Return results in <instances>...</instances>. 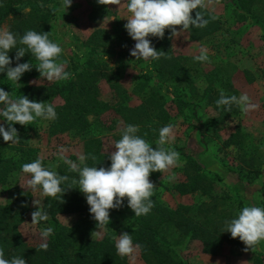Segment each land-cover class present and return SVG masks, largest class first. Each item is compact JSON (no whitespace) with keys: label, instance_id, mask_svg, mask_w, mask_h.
Returning <instances> with one entry per match:
<instances>
[{"label":"trees","instance_id":"obj_1","mask_svg":"<svg viewBox=\"0 0 264 264\" xmlns=\"http://www.w3.org/2000/svg\"><path fill=\"white\" fill-rule=\"evenodd\" d=\"M214 1L230 2L239 20L248 21L258 27L264 39V0ZM63 8V0H0V28L18 35H23L28 30L50 32L49 39L53 41L50 25L58 18ZM198 11L208 20L207 25L203 28L190 27L184 32L189 40L205 43L221 30V22L206 9ZM192 16L195 18V10ZM177 30H181L179 26ZM170 33L171 31L166 29L163 39L148 37L158 51L163 50L170 58L147 60L141 78L133 90V95L138 100L135 105H131L130 94L120 84V70L131 65L124 58V53L118 57L111 54L108 46H105L108 37H104L102 42L98 35H92L83 43L78 40L70 41L72 54L68 58L65 71L71 73L72 77L68 80H56L48 85H26L16 91L7 86L6 71L0 72V89L12 94L13 98L26 95L29 100L50 101L57 113L54 120L37 118L30 125H12L19 133L18 144L5 143L0 139V185H9L8 178L14 171L22 169L23 164L36 160L30 141L39 133L55 135L68 130L76 136H83L84 154L88 157L85 165L110 167V159H100L101 133L96 129L91 132L96 123L101 124L100 117L109 111L121 120L123 129L128 125H138L140 131L137 135L153 147L157 146L159 130L170 124L173 109L177 114L188 113V118L198 124L196 128L199 130L201 141L205 140L209 131L218 132L217 123H226L238 111L235 104L231 106L230 111L227 106L217 107L220 90L223 89L226 96H236L237 92L230 85L229 76L224 77L225 72L221 68L213 67L201 74L192 64V59L175 56L167 49L165 39ZM126 42L125 40L124 47H128ZM62 54L58 61L64 60ZM8 55L12 60L11 67H15L17 63L38 64L31 53H26L19 61L16 60V49L10 50ZM104 56H107V61ZM262 79L264 80V72ZM201 80L205 82V87L198 91L197 83ZM101 81H104L112 92L111 102L101 97ZM198 98H206L208 105L213 108L214 116L200 118L197 110ZM58 99L60 102L55 104ZM2 107L3 105H0V108ZM35 128L37 129L33 131ZM235 128L238 129L225 143L234 145L239 150L238 165L229 169L235 174L233 195L226 192L215 193L216 183H221L224 179L217 172L205 170L193 149L187 146L164 145L165 148H171L180 154L181 163L177 171L182 179L174 183L171 190L181 196L196 193L199 200L191 205L177 204L175 207H169L154 192L151 198L154 207L151 211L147 215L135 216L128 207L127 198L124 199L123 206L118 209H125L130 218L125 232L132 235L134 244L140 245L139 251L144 264H185L181 258L178 259L179 255L175 252L189 240L200 241L205 252L215 254L225 242L233 239L231 234L226 232V222L237 218L244 207L239 188L246 190L262 179L257 191L264 196L261 150L254 145L246 149L243 133L239 127ZM121 134L122 131L115 142L121 138ZM92 156L96 159H91ZM55 171L70 178H78V173L71 172L68 165L62 164ZM161 175L162 173L150 175V180L157 187L162 184ZM63 187L67 190L62 197L63 203L46 196L43 200L49 225L54 229L53 234L48 237L46 251L28 245L19 232L18 227L27 208L22 196L17 197L14 204L0 208V249L4 251V258L10 260L13 257H22L26 264H127L126 257L118 255L116 251L117 231L108 232L101 240L87 238V233L97 222L90 214L89 205L83 200L78 185H71L72 189L69 190L68 184ZM62 218H74L72 225L62 224Z\"/></svg>","mask_w":264,"mask_h":264},{"label":"rangeland","instance_id":"obj_2","mask_svg":"<svg viewBox=\"0 0 264 264\" xmlns=\"http://www.w3.org/2000/svg\"><path fill=\"white\" fill-rule=\"evenodd\" d=\"M100 2L99 0H72L71 7L67 9L64 7L58 18L51 23L53 42L58 43L63 49L64 60L58 62L65 65L68 63V58L72 54L70 52V41L78 40L83 43L92 35H98L102 42L104 37H108L105 46H108L107 48L110 49L111 54L118 57L121 53H124V58L131 65L120 70V84L130 94L131 105H135L138 100L133 95V90L141 78V72L146 67L147 60L136 59L130 55V51L134 48L136 42L131 39L124 27L131 15L127 10V0H121L120 4H114L112 0H100ZM204 9L220 20L221 30L205 43L189 40L184 31L178 37L169 39L170 33L165 39L166 48L175 56L179 55L192 59V64L199 69L201 74L213 67L221 68L225 72L224 77L229 76L230 85L237 92L236 96L247 94L250 101L258 107L245 113L237 106L238 111L236 114L231 116L226 123L218 122L217 128L219 131H209L204 141H201L199 137V130L196 128L198 124L193 123L188 118V113L177 114L173 109L171 110L169 125L173 127L174 135L165 146H187L189 149H193V153L205 170L212 173L217 172L223 177V182L216 183L215 193L226 192L233 195L235 174L231 173L229 169L238 165L239 150L234 145L230 146L225 143L238 129L235 126L239 127V130L243 133L246 149L252 148L253 145L260 148L263 155L261 169L264 177V80L262 79L264 72V39L258 27L248 21L239 20L230 2L211 0V3H207ZM125 40L128 47H124ZM202 48L207 50L208 61L200 62L194 59L200 54ZM55 81L41 78L36 65H33L32 70L24 73L18 82L7 80V86L18 91L26 85H48ZM197 84L198 91L205 87V82L202 80ZM100 91L102 99L112 101V92L104 81L100 82ZM59 102L58 99L55 104ZM197 103V110L201 119L211 115L214 116L213 108L208 105L206 98H198ZM99 121L101 124L96 123L91 132L96 129L97 132L101 133L100 159L107 160L109 159V153L114 150L116 137H119L120 132L123 130V124L112 111L106 112L100 117ZM0 126H3L5 130L9 126L2 116H0ZM36 129H33V131ZM37 133H39V130H37ZM0 139H3L2 135H0ZM84 139L85 137L76 136L72 131L63 130L55 135L39 133L37 136L36 134L32 137L30 145L35 151L36 159L40 158L44 167L55 171L60 165H67L59 154L61 146L67 149L63 154L65 158L80 164L78 157L85 156ZM180 163L178 161L177 166L162 172L160 177L162 184L155 189L158 198L169 207H175L177 204L191 205L199 200V195L196 193L181 196L171 190L172 185L182 179L177 171ZM85 164L86 161L80 166ZM28 179H30V174L23 173L22 169H18L8 178L9 185H0V208L14 204L19 196L23 197L27 208L18 229L28 245L38 248L41 243H47L48 240V238L46 241L41 239V229L50 225L49 219L39 224H31V213L37 210L33 201L40 200L43 203L45 196L39 188L36 191L31 190L27 186ZM261 181L262 179L256 181L253 186L248 187L246 190H243L242 187L239 188L244 206L264 207V196L257 191ZM80 193L83 200L86 201L85 195L81 191ZM109 211L110 223L104 228L96 225L87 233V238L101 240L108 232L117 231L116 244L118 236L126 231L130 218L123 208ZM73 220L74 218H62L61 222L66 226H70ZM94 231H98L100 234L92 235ZM244 249L245 245L239 238H236L225 242L215 254H210L203 250L200 241L189 240L184 246L179 247L175 253L179 255L178 259L181 258L185 264H241L245 261L247 264H264V241H261L254 249H249L247 252ZM125 257L127 264H144L139 249L132 255Z\"/></svg>","mask_w":264,"mask_h":264},{"label":"clouds","instance_id":"obj_3","mask_svg":"<svg viewBox=\"0 0 264 264\" xmlns=\"http://www.w3.org/2000/svg\"><path fill=\"white\" fill-rule=\"evenodd\" d=\"M71 2L72 0H63V6L67 9L71 7ZM112 3L120 4L121 0H112ZM207 3H211V0H207ZM207 3L206 0H127V10L131 15L124 27L131 39L136 42L130 55L143 60L170 58L163 50L158 51L148 37L163 39L165 30L169 29L171 31L169 39H172L190 27H205L208 20L198 9H204ZM194 10L195 18L192 16ZM177 26L181 31H177ZM49 36L50 32L28 30L23 35H18L0 28V72L6 71L7 80L18 82L22 75L31 71L33 67L31 62L17 63L15 67H11L12 60L8 53L12 49H16L17 61L26 53H31L38 61L36 69L41 78L52 81L68 80L72 77L71 73L65 71L66 65L58 62L63 52L62 47L50 40ZM104 58L107 61V56ZM194 59L200 62L208 61L207 50L202 48L200 54ZM216 104L217 107L227 106L228 111L235 104L245 113L258 107L250 101L247 94H241L239 97L226 96L223 89L220 90V98ZM0 105H3L0 108V116L9 125L7 130L0 126V135L3 136L5 143L20 142L17 129L12 127L14 124L24 126L30 125L37 118L44 120L57 118L55 108L50 101L37 102L29 100L26 95L13 98L12 94L3 89H0ZM139 131L138 125H128L122 130L121 138L115 142L114 150L108 155L111 161V166L108 168L87 165L80 167V164H84L88 157L79 156L80 164H77L64 157L63 154L67 149L61 146L59 149L61 159L69 165L71 172L78 173V178H70L44 167L40 158L31 163H25L22 165V172L30 174L27 186L33 191L39 188L44 196L63 203L62 197L67 191L63 185L68 184V190L72 189L71 185H78V189L86 197L90 214L100 228L110 223L109 210L123 206L125 198L135 216L147 215L154 207V201L151 198L157 187L150 180V175L162 173L177 166L180 154L171 148L164 147L174 135L171 125H166L159 130L156 147L137 135ZM91 159L96 158L92 156ZM33 204L37 210L31 213V224L47 221L48 212L42 201L34 200ZM53 231L51 226L42 228L41 239L46 241ZM226 232H229L233 239L239 238L245 245V252L254 249L256 245L264 241V207L244 206L237 218L226 222ZM99 234L98 231L92 233V235ZM115 247L118 255L130 256L140 248V245L134 244L132 235L124 232L118 236ZM40 248L46 251L47 243H41ZM4 256L3 249H0V264H26V260L22 257H13L9 260ZM241 264H247V262H241Z\"/></svg>","mask_w":264,"mask_h":264}]
</instances>
